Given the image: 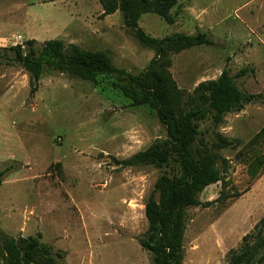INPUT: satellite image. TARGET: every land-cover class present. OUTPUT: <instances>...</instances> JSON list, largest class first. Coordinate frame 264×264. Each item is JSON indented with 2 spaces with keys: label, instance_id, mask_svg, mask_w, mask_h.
Segmentation results:
<instances>
[{
  "label": "rangeland",
  "instance_id": "1",
  "mask_svg": "<svg viewBox=\"0 0 264 264\" xmlns=\"http://www.w3.org/2000/svg\"><path fill=\"white\" fill-rule=\"evenodd\" d=\"M170 13L172 25L147 14L138 26L156 39L202 32L214 42L169 57L178 89L191 94L223 70L235 77L248 68L253 72L236 85L263 92L257 35L264 9L255 0H180ZM101 14L97 0H0V48L56 40L105 53L130 74L143 71L153 51L137 42L119 12ZM131 104L111 77L92 84L46 67L31 95L28 74L0 60V171L17 168L0 185L1 236H39L56 264H152L139 245L145 204L161 176L177 179L180 172L174 165H119L166 137L150 107ZM200 131L224 180L199 195L210 206L186 210L182 264H229L230 252L264 217V103L232 111L218 126L205 121ZM217 136L235 147H212Z\"/></svg>",
  "mask_w": 264,
  "mask_h": 264
},
{
  "label": "trees",
  "instance_id": "2",
  "mask_svg": "<svg viewBox=\"0 0 264 264\" xmlns=\"http://www.w3.org/2000/svg\"><path fill=\"white\" fill-rule=\"evenodd\" d=\"M97 1L102 10L101 17L119 12L123 25L137 42L153 51V58L140 73L134 75L117 69L105 53L86 51L73 44L66 46L56 40L42 43L27 40L23 44L0 48V60H5L7 65H18L28 74L31 95L37 91L42 70L46 67L92 84L98 78L111 77L132 106H147L154 111L165 130V139L155 141L119 165L122 168L153 166L158 169L174 165L179 169L177 179L161 176L155 182L145 204L147 229L139 245L150 255L152 264H182L186 210L210 206L212 203L202 204L199 195L207 187L224 180L222 172L215 167L219 158L211 153L209 144L201 137L200 124L208 121L218 126L226 114L241 111L246 105L264 103V90L253 95L238 88L235 79L253 72L248 68L240 70L235 77L223 70L216 80L200 83L191 94L177 88L169 72V57L195 47H211L214 42L202 32L152 38L139 28L138 22L143 15L152 14L172 25L174 18L170 11L180 0ZM212 147L224 149L235 145L217 136ZM16 170L15 163L2 169L0 185L5 175ZM228 261L229 264H263L264 217L242 238L239 248L230 252ZM0 264H56V260L48 247L40 244L39 236L14 239L0 235Z\"/></svg>",
  "mask_w": 264,
  "mask_h": 264
},
{
  "label": "crops",
  "instance_id": "3",
  "mask_svg": "<svg viewBox=\"0 0 264 264\" xmlns=\"http://www.w3.org/2000/svg\"><path fill=\"white\" fill-rule=\"evenodd\" d=\"M255 3H256V5L259 6L260 10L264 9V0H255ZM199 10H204V9L198 8L196 11L199 12ZM259 29H260V31H259V34L257 36H258V39L260 40V42L264 45V28L261 27Z\"/></svg>",
  "mask_w": 264,
  "mask_h": 264
}]
</instances>
